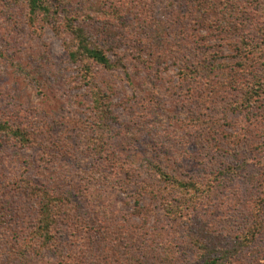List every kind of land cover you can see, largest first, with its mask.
<instances>
[{"label":"rangeland","instance_id":"obj_1","mask_svg":"<svg viewBox=\"0 0 264 264\" xmlns=\"http://www.w3.org/2000/svg\"><path fill=\"white\" fill-rule=\"evenodd\" d=\"M45 2L51 23L32 27L25 5L0 0V118L42 130L36 147L0 143V208L15 202L26 220L35 211L11 193L12 175L78 203L74 220L58 229L60 249L48 264L76 257L94 264L104 251L103 264H111L103 242L110 239L144 264H207L208 256L232 250L252 224L256 203L264 209V91L256 103L242 104L249 89L250 97L264 84V0ZM67 19L95 44L117 43L109 55L119 68L93 71L94 82H110L119 119L103 157L91 153L98 147L93 85H83L70 60ZM148 160L194 176L204 165L213 173L206 179L218 176L198 219L170 215L146 196L137 207ZM30 259L10 247L0 264H45ZM218 264H264V230Z\"/></svg>","mask_w":264,"mask_h":264},{"label":"trees","instance_id":"obj_2","mask_svg":"<svg viewBox=\"0 0 264 264\" xmlns=\"http://www.w3.org/2000/svg\"><path fill=\"white\" fill-rule=\"evenodd\" d=\"M12 1L16 4L25 5L30 26L34 27L40 23H51L53 17L52 10L45 0ZM67 20L65 28L71 36V43L68 46L70 60L80 68L81 77L84 81L83 85H93L92 87L90 86L91 105L94 116L97 119L95 120L97 121L95 123L96 136H94L93 142L98 147H95L96 149H93L94 152L91 153L93 157H103V153L108 151L109 137L113 131L112 124H118L119 119L113 114L111 106L109 89L112 86L110 82H94L93 71L98 66L104 70L119 68L120 64L118 62L117 64H113L109 55L115 52L117 43H114V46H106L101 43L95 44L87 32L75 24L77 20ZM243 56L246 59L245 61H248L252 57L250 53H245ZM257 89H255L257 90L256 94L250 97L248 96L249 89L246 93L247 99L245 100L242 96L243 105L246 101H254L253 103H256L261 92L264 91V84H258ZM200 120L203 123L207 122L204 119ZM208 123L211 124L210 122ZM41 131L40 125L33 124V127H30L22 123V121L0 118V143L11 141L22 149L36 147L42 140ZM225 137L229 138L228 135H225ZM110 159L119 161L118 157L116 159L115 156H110ZM147 162L149 177L142 185V190L140 191L142 196L136 201L137 207H139L140 199L146 196L153 201H159L165 212L170 215L182 218L184 215L194 214L198 219L200 217V210L204 207L202 199L205 195L212 193L214 186L219 184L220 180H218V176L206 179V176L210 177L213 173L203 170L205 168L204 165H200L202 169L197 170L198 175L194 176L187 171H183V166H181V172L176 173L169 171L166 166L160 163L151 160ZM204 172L207 173L205 176H203ZM9 186L11 193L16 198L31 204L33 211H35L32 213L31 218L26 220L27 218L17 209L15 202H11L10 206L7 205L2 209L0 208V255L7 248H20L31 256V262L42 260L45 264H48L46 258L51 253H57L60 249L61 242L58 237V229L63 221L74 220V213H77L78 203L69 196L70 194L37 184L23 176H10ZM13 207L18 211L13 212ZM263 210V207L259 203H256L255 211L252 214V224L249 227L247 226L248 228L239 236L240 242H237L232 250H222L218 256H213L214 254L208 256L207 264H218L219 260H228L229 256L238 255L242 249L249 247L264 230ZM116 231H114L115 234ZM110 241L108 243L106 240L103 242H105V246H108L107 250L113 254V257L110 255L111 264H144L142 261L136 262L133 259L135 256L134 254H130L131 252L121 251L118 242L114 243L111 239ZM204 246L210 253L207 243ZM122 252L125 254V260L119 262L116 260V257L118 258L119 255L122 257ZM105 254L104 251L102 256L104 257ZM103 257L96 260L95 256L92 259V263L103 264ZM62 261L58 264H85L81 257H76L75 262Z\"/></svg>","mask_w":264,"mask_h":264}]
</instances>
